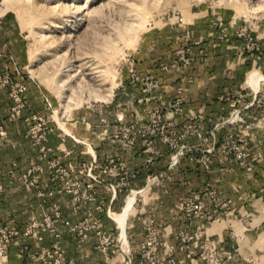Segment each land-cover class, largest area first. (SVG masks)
Listing matches in <instances>:
<instances>
[{
    "label": "rangeland",
    "instance_id": "374dc122",
    "mask_svg": "<svg viewBox=\"0 0 264 264\" xmlns=\"http://www.w3.org/2000/svg\"><path fill=\"white\" fill-rule=\"evenodd\" d=\"M77 20H82L79 26ZM212 71L216 78L208 86L206 78ZM261 78H264V0H7L0 5V103H12L2 111L5 120L0 122V149L3 148L5 159H17L19 148L6 146L5 142L9 133H14L26 142L28 155L33 151L35 154L34 163L24 170L18 164L17 173L39 164L38 159L60 157L65 163H72L67 159L74 152L51 144L56 137L81 145L90 159H98L90 141L96 139V145L109 142L116 149V156L110 153L104 159H118L123 164L126 162L120 159L138 156L157 160L147 168L157 166L163 159H168V168L176 156L181 159L178 168L185 159L193 164L192 159H202L203 151L214 148L215 142L217 147L211 159H232L224 149L240 146L242 139L247 141L246 146L242 144L245 148L255 150L259 146L264 151V102L261 107L250 106L253 97L264 91ZM216 84L223 90L218 95L219 101L229 104L230 114L215 124L211 122L210 128L207 107L200 94ZM20 86L27 89L21 103L13 96ZM40 92L46 95V104L33 103L35 94ZM18 105L22 106V113L12 120ZM240 111L238 116L236 112ZM199 112L204 119L199 118ZM228 121L232 123L226 125ZM196 122L201 128L199 133L190 129ZM215 125L218 128L213 134ZM79 132H91L90 139L80 138ZM135 138L136 145H131ZM224 143H229V147H223ZM158 151L162 156L157 155ZM126 167L131 171L127 164ZM178 168L170 173L173 182L169 189ZM10 180L7 175L6 181L0 182L4 188L6 183L16 190L14 196L3 198L0 205V230L11 219L24 229L32 216L38 215L39 201L16 183L9 184ZM216 180L213 186L233 201L230 213L234 212L235 197L243 193L242 199L253 205L247 208L251 209L249 213L259 220L264 209L260 207L262 202L257 201L258 195L245 194L244 189L254 192L260 181L236 187L237 192L230 185L237 182L234 179L225 186ZM229 188L230 196L226 193ZM169 193L163 194L154 187L138 196L135 209L124 215L125 200L130 193L117 192L116 198L121 194L123 202L114 216L120 228L116 225V240L112 243L116 247L111 244L106 254L95 250V232L81 242L75 234L64 231L59 243L65 262L72 264L69 256L78 248L65 239L70 234L80 243L79 249L86 247L85 255L97 253L83 259L92 264H169V259L183 264L177 252L193 263L190 250L182 251V243L177 239L182 230H188L190 235L197 232L196 224L189 226L190 222L179 210L193 194L184 193L168 212L164 197ZM98 195L100 201L104 200L100 190ZM73 198L56 196L64 218L75 224L91 213L101 221L105 232L115 228L114 225L109 228L101 218L106 212H95L96 202L84 207L91 209L89 213L85 209L81 214L74 213ZM206 204L211 206V201ZM179 219L183 223L175 231H168L167 222ZM250 219L247 216L245 221ZM150 237L153 241L149 246ZM51 244L50 238L41 248ZM21 246H28L30 254L36 249L32 241L14 240L8 248L6 264H11L13 251V264L31 262L30 255L17 256ZM99 254L101 259L96 257ZM144 255L149 259H144Z\"/></svg>",
    "mask_w": 264,
    "mask_h": 264
},
{
    "label": "built area",
    "instance_id": "2783aa9c",
    "mask_svg": "<svg viewBox=\"0 0 264 264\" xmlns=\"http://www.w3.org/2000/svg\"><path fill=\"white\" fill-rule=\"evenodd\" d=\"M190 82L192 83L193 80H190ZM26 91V87L20 86L13 96L21 103L25 98ZM257 96L258 94L255 96L252 105H250L251 107L256 104H258V107H261L262 100L257 99ZM221 99H224V97ZM178 103L181 104V102ZM250 106L246 109L250 108ZM21 108L22 106L20 105L14 108L12 120L20 116L22 113ZM177 111L181 110L178 108ZM236 113L238 116H241V111ZM198 115L200 119L205 118L202 112H199ZM163 121H161V125ZM240 122H243V118L240 119ZM230 123L232 122L228 121L226 125ZM198 124L196 122L194 127L190 126V129H193V132L199 133L201 128L198 127ZM247 127L251 128L252 126ZM217 128L218 125H215L213 134ZM34 132L35 129H32V133ZM239 143H241L240 146L230 148L231 150L229 151L224 149V153L227 155L231 154L232 159H211L217 147L215 142L214 148L203 151L205 155L202 159H192V161L201 170L203 177H207L214 171L213 167L216 160L219 161L221 172L224 174H232L237 169L251 174L258 165L264 162V151L259 146L255 150L245 148L247 145L245 139L239 140ZM242 144L245 146H242ZM131 145H136V138L133 139ZM222 146L228 148L229 143H224ZM44 150L47 151V148ZM157 155L162 156L160 151L157 152ZM64 160L60 157L38 159L39 164H35L21 173H17L18 165L14 163L12 169L8 171L7 175L11 178L9 184L16 183L19 187L32 193L36 200L39 201V204L36 208L38 215L32 216L24 229L18 228L15 219H11L8 225L0 230V261H3L4 264L8 262V248L14 240L32 241L36 245L33 254H30L31 250L28 246H21L18 250L17 256L19 258L30 255L31 262L29 264H67L59 243L64 231L75 234L80 238L81 242H85L89 238L90 232H95L94 238L97 239L95 250L107 254L108 247L116 240L114 239L116 225L119 228V224L114 218L117 214L116 211H113L110 206L107 207L106 201H100L98 187H104L108 193H111L112 200L117 199V192H129L128 198L134 195V210L137 206L138 196L146 193L148 190H152L154 187L163 194L169 193L170 184L173 182L170 173L178 168L181 161L179 156L174 157L165 171L149 176L142 189L134 190L131 188L132 183L139 177L140 172L137 170L127 171L126 164L120 163L118 159H107L104 165L94 160L90 163H81L79 166L65 163ZM156 161V159H146L144 167H150ZM44 164L47 166H44ZM109 178H117L119 183H110L107 181ZM58 194L71 198L72 196L74 197L72 211L77 214H81L84 209L85 213L87 211L89 213L91 209L88 208L86 210L84 207H87L89 203H98L95 212H106L107 217L113 222L115 228L110 233L105 232L101 221L93 217L91 213L80 223L74 224L71 220L64 218L63 209L56 200ZM192 194V198L183 202L179 209L185 218H187V221L190 222L189 226H194L197 221L203 224L212 223L222 216L227 217L230 215L233 201L226 199L224 193L215 188L212 183H207ZM4 195V185L0 184V205L2 204ZM128 198L125 200V206ZM206 201H211V206H208ZM203 228L202 225L192 235H190L188 230L187 232L182 230L177 237L182 243L181 250L183 251L185 248L190 250L189 257H192L195 264H243L239 259V249L236 246H233L231 250H222L213 242L205 241L202 245L201 240L204 233L201 230ZM50 238L52 239L51 247L43 246L41 248V245H44ZM149 240L148 245L150 246L153 239L150 237ZM113 246L116 247V245ZM113 254L116 255V251H113ZM143 258L147 260L149 256L144 255ZM169 264L180 263L175 262L174 259H169Z\"/></svg>",
    "mask_w": 264,
    "mask_h": 264
},
{
    "label": "crops",
    "instance_id": "0c3cea01",
    "mask_svg": "<svg viewBox=\"0 0 264 264\" xmlns=\"http://www.w3.org/2000/svg\"><path fill=\"white\" fill-rule=\"evenodd\" d=\"M212 73L210 74V76L206 78V82L208 86L211 83H213V81L216 78L214 73L213 74ZM204 84L205 82H203V85ZM200 95H201L200 98L203 99L204 96L208 95V93L202 92ZM45 97L46 95L43 94L42 92L36 93L33 103L34 101H40L43 104H46ZM257 99H261L264 102V91H262L257 96ZM254 100H255V97H253L252 101L254 102ZM12 131L13 130H11V132ZM87 132L85 134H81L79 132L77 133V135L82 139H90L91 132L90 133H87ZM13 134L9 133L7 140L5 141L7 143L6 146L11 145L14 148L17 147L19 148L21 153L17 157V159H5L3 155V148L0 149V182L6 181L8 170L11 168L12 164L14 163H16L17 165L19 164L20 170H24L27 167H29L31 164H33L35 160L34 151L32 155H28V152L25 150L26 147H24L26 142H24L23 138L21 141V139L18 136H15ZM52 137H56V136H52ZM55 140L56 141L51 140V144L56 146L58 149L68 151V152H74V155L69 156L67 161L75 163V164H80L84 162L90 163L96 160L99 164L104 165L107 160V159H104L106 156L110 155V153H113L116 156V149L112 148L111 147L112 145L109 142L96 145L95 144L96 139H93V140L90 139V141L95 146L94 148L95 154H96V157L98 158V159H90V157L86 155L84 147H82L81 145H76L72 140L66 139V138L59 139L57 137ZM139 157L140 156H138V159H120L126 162V164L129 167V170H137L140 172L139 177L132 183L131 188L134 190L142 189L145 186L146 180L149 176L158 174L159 172L166 170L165 167L167 166V163H168V159H163V161H160L157 164V166L151 167V168H145L143 164L146 159H139ZM192 167H193L192 170L194 172H192L191 174L195 175L194 174L195 169H197L198 167L194 163ZM180 168H182V165L175 172L174 183H173V186L171 185L170 193L164 197L165 210L168 212L176 207V205L178 204L177 202L184 196V193L192 194L196 190L200 189V188L199 189L194 188V186H192L189 181H185V178L182 177L184 175V172L182 173V170ZM213 170L214 171L207 177L202 176L203 177L201 180L202 184L203 182H206V181L214 184L217 181L216 178H218L217 183H219L220 185L223 184L225 186L226 184H228L227 183L228 181L234 179L235 177L234 175H237L236 171L232 174L222 173L218 160L215 161ZM239 171L241 172L242 181L230 183L231 187L234 186L236 189V187H241V185L246 186V185H249V183L253 184L254 181L255 182L260 181V187L256 189L257 191L255 190L254 192L249 193L247 192L246 189H244V193L252 195V196L258 195L259 198L257 201L262 202V204H260L261 205L260 207L264 208V162L258 165L255 168L254 172L251 174H248L245 171H241L240 169ZM107 181L115 184L117 180L114 178H109ZM178 183L182 189L183 188L185 189L184 191H180L179 190L180 187H177V188H175L176 186L174 187V185L176 184L178 185ZM5 186L6 187H5L4 198L8 196H12L13 194L16 193V190H13V188L8 186V184L5 183ZM98 190H100V197L106 200V202L112 208L113 211H119L121 209V204L123 202V201L122 202L120 201V197H122L121 195H119L117 199L112 200L113 198L111 197L112 196L111 193L106 192L103 187L99 186ZM230 190L231 189L229 188L226 193L227 194L228 192L231 193ZM236 191L238 192L237 189ZM242 195L243 193L235 197L236 203H235L234 212L230 213L229 216L227 217L222 216L212 223L203 224L200 221H197L195 225V230L199 229V227L203 225L205 241L215 243L222 250H231L233 246L238 247L239 255H240L239 259L242 261L243 264H264V213H263L264 209L262 208L263 209V211H261L262 215L259 217V220L256 221V219L253 218V214L249 213L248 211L251 209H247V208L253 207V205L250 203L248 204L245 198L242 199ZM172 199H174L175 202L170 203ZM5 202L6 201L4 200V203ZM4 203H3V207L5 206ZM252 211H256V210H252ZM247 216L251 218L250 219L251 221L249 222L245 221ZM101 218L104 220V222L109 228H113L114 224L107 217V215L104 214L101 216ZM182 223H183L182 219H179L177 221H169L167 222V229L168 231L170 229L171 231H175L178 228V226H180ZM65 239L67 241L73 242L74 247L75 245H78L77 249H76L77 246L75 247L76 251L73 254L71 253L69 256V258L72 261V264H92L90 261L83 260V259L91 257V254L92 256L93 255L95 256V254H97L96 252L93 251L91 254L87 252L90 256L88 254L85 255L86 250H83V249L86 247H82V249H79L81 248L80 243L74 239L73 235L66 234ZM92 248H93L92 250H94V247ZM100 256L101 255L99 254L96 257L97 258L99 257V259H101L102 256L101 257ZM176 256L178 260L182 261L183 264H195L194 261L193 263L188 261L185 255H183L180 252H177ZM14 257L15 256H14V251H13L11 252V264L14 263ZM113 260L114 262L117 261L116 258H114ZM23 264H26L24 260H23Z\"/></svg>",
    "mask_w": 264,
    "mask_h": 264
},
{
    "label": "trees",
    "instance_id": "16d2710c",
    "mask_svg": "<svg viewBox=\"0 0 264 264\" xmlns=\"http://www.w3.org/2000/svg\"><path fill=\"white\" fill-rule=\"evenodd\" d=\"M8 30V28L5 29V31ZM8 52H10V49L8 50ZM25 66V63L22 65V67ZM241 78H243V76H241ZM216 87H208L206 90L208 93L207 96H204V98L202 99V103H204L207 107V121L210 122L211 125H209V127L211 128L213 124H215L220 118L222 117H227L230 114L229 111V104H223L219 101V94L221 93L222 87L220 86V84H216ZM2 96V95H1ZM12 105L11 101L6 103H0V122H4L5 118L2 115V111L3 109L6 107H10ZM224 109V110H223ZM125 117H127V115H125ZM212 122V123H211ZM192 163H190L189 159H185L182 163V168H180L182 170V173L184 172V175L182 177L185 178V181H189L191 183L192 186H194V188L199 189L202 186L206 185L207 183H209L208 181L203 182L202 184V172L199 168L195 169V175L191 174L192 172H194L192 169ZM167 167V166H166ZM165 167V169H167ZM242 171V170H241ZM155 172V171H154ZM153 172V173H154ZM157 172V171H156ZM236 174L234 175V180L235 181H242L241 179V172L239 171V169L236 170ZM208 180V179H207ZM173 186V184H172ZM176 186V187H175ZM175 188L180 187L179 183L178 185H174ZM180 191H184L185 189L183 188H179Z\"/></svg>",
    "mask_w": 264,
    "mask_h": 264
},
{
    "label": "bare ground",
    "instance_id": "6f19581e",
    "mask_svg": "<svg viewBox=\"0 0 264 264\" xmlns=\"http://www.w3.org/2000/svg\"><path fill=\"white\" fill-rule=\"evenodd\" d=\"M0 1H2L1 3H0V5H3V3H5L7 0H0ZM13 1H17V0H13ZM89 1H91V0H89ZM70 16H72V15H70ZM70 18V17H69ZM81 21L82 20H77L76 21V24H78L77 26H79L80 25V23H81ZM76 26V25H75ZM75 26H73L74 28H75ZM73 31V30H72ZM96 55L98 56V57H100V52L98 53V51H96ZM98 57L96 58V59H98ZM34 60H35V58H34ZM34 63V62H33ZM32 68H33V65L31 66V70H32ZM33 72V71H32ZM259 80V79H258ZM261 80H264V78H261ZM259 84V83H258ZM110 96H111V94H110ZM133 197L134 198H130V199H128L127 200V202H126V208L124 207V215H126L127 213H128V211L131 209V208H133V206H134V203H135V196L133 195ZM116 219V218H115ZM0 263H3V261H0ZM4 264V263H3Z\"/></svg>",
    "mask_w": 264,
    "mask_h": 264
}]
</instances>
